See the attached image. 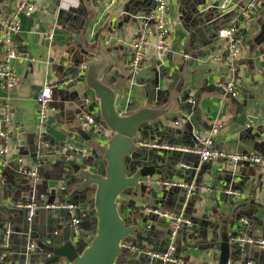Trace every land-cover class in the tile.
Here are the masks:
<instances>
[{"label": "crops", "instance_id": "0c3cea01", "mask_svg": "<svg viewBox=\"0 0 264 264\" xmlns=\"http://www.w3.org/2000/svg\"><path fill=\"white\" fill-rule=\"evenodd\" d=\"M154 1L116 0L114 7L106 10L107 0H39L30 16L20 17L19 31L12 35V48L24 57L13 61L17 82L14 88L5 89L0 80V118L7 111L11 120L8 140L0 139V149H8L6 156L0 157V172L7 178L6 201L12 203L1 208L4 219L10 221V238L3 241L0 233V252L5 251L0 257L10 256V264L47 261L46 252L37 248L29 251L28 246L36 239L46 243L52 228L61 226L64 215L63 211L39 208L28 223L26 210L20 205L30 200L38 206L69 201L82 204L94 192L92 189L81 200L74 197L77 195L73 187L64 196L70 172L57 164L76 156L78 161L90 157L87 152L93 149L76 141L77 131L85 114L98 120L96 102L82 105L85 98L92 101L74 65L84 57L72 46L66 47L74 40V30L99 49H109L111 69L107 78L120 91L117 106L122 112L146 103L148 90L154 95L166 92V98L172 75L181 76L186 71L190 78L182 93L187 97L182 108L144 139L149 147L143 145L146 148L140 149L147 166H151L150 160L163 154L151 145L167 147L162 150V162L154 165L158 172L165 169L164 173L141 180L146 186L144 192L131 191L118 200L128 226L134 220L137 224L135 238L127 241L132 250L123 247L118 264H161L148 253L166 250L168 222L153 215L152 210L183 215L189 221L190 226L177 239L176 255L181 260L217 264L216 257L224 245L235 264H264L263 250L241 249L229 242L232 236L264 239V170L248 164L232 168L220 161L201 163L191 153L198 148L195 135L207 137L215 131L214 148L264 157V5L243 22L241 14L250 0H168L169 49L159 53L157 39L153 38L141 70L133 75L127 66L130 43L139 31L140 20L153 10ZM18 2L0 0V26L10 19ZM228 26L237 27L241 47L237 98L223 91L222 84L231 76L227 64L217 61L225 49L218 32ZM3 58L0 46V61ZM68 80L72 82L64 84ZM47 86L53 88V100L40 136L37 96ZM241 112L255 122L247 121L242 131L231 132L229 118ZM37 146L53 149V157L46 160ZM70 147L79 150L72 151ZM25 169L36 170L41 180L33 182L22 174ZM167 181L195 183L207 190L185 200L182 190L163 185ZM227 191L238 195L231 196ZM12 198H18L19 203H13ZM84 213V209L80 210L81 232L89 236L92 226Z\"/></svg>", "mask_w": 264, "mask_h": 264}, {"label": "water", "instance_id": "95a60500", "mask_svg": "<svg viewBox=\"0 0 264 264\" xmlns=\"http://www.w3.org/2000/svg\"><path fill=\"white\" fill-rule=\"evenodd\" d=\"M72 34L74 40L66 44V47L72 46L84 57L81 61L74 62L79 69L78 80L88 92H91L92 102L97 103L98 121L103 124L105 132L96 135L80 127L76 141L93 149L87 152L90 157L78 161L76 156L73 159L57 162L59 166L67 168L70 172L69 183L63 188L64 196L68 195L73 187L77 195L74 197L81 200L86 199L92 189L94 192L92 198L82 204L71 201L62 203L74 206V212L58 210L64 213L61 226L52 228L49 236L46 237L47 244L38 239L35 244L39 251L46 252L49 257L42 264H118L123 246L128 245L129 238H135L137 228L135 220L132 226H128L127 221L122 217L118 200L121 195L129 194L131 191L144 192L146 186L140 182L141 180L145 181L154 175L164 173L165 169L158 172L154 165L162 162L160 157H164L165 151L159 150L163 154L151 159V166H147V159L140 153V149L146 148L143 146L146 145L143 143L144 139L152 136V131L158 129L163 120H168L173 113L182 108L187 99L182 93L185 90V82L190 78L186 71H183L181 76L172 75L166 98H163L166 92L154 95L152 90H148L146 103L140 104L135 110L122 112L117 106L120 91L113 85V80L107 78L111 69L109 49H99L94 43L90 44L86 36H81L80 31L74 30ZM229 120L232 122L231 132L234 129L242 131L247 121L252 124L255 122L253 119H248L243 112L235 113ZM102 139L104 140L101 141ZM37 149L46 160L49 156L53 157V149L40 148V146H37ZM6 179L5 173L0 172V233L3 241L10 238L6 234V231H10L9 228L7 230L10 221L4 219L1 208L12 205L6 201L8 196L4 189ZM12 201L15 203L19 199L12 198ZM82 209L85 211L83 214L86 216L85 219H88L92 226L89 236L81 232L80 210ZM73 218L80 219L78 235L74 234L72 229ZM227 250L224 245L221 246L216 257L217 264H235L230 261ZM4 252L1 251L0 256H3ZM10 262V256L0 257V264H10Z\"/></svg>", "mask_w": 264, "mask_h": 264}, {"label": "built area", "instance_id": "2783aa9c", "mask_svg": "<svg viewBox=\"0 0 264 264\" xmlns=\"http://www.w3.org/2000/svg\"><path fill=\"white\" fill-rule=\"evenodd\" d=\"M39 0H19L15 5L14 10L10 19L0 26V46L4 52V58L0 61V80L2 81L3 87L5 89H12L15 87L17 82L16 72L13 68V61L17 59L24 58L22 54L16 52L12 48V35L17 33L20 28L19 19L21 16H30L34 12L35 3ZM116 0H107L106 10H110L114 7ZM264 5V0H250L244 7L241 20L243 22L247 20L250 15L255 12L258 8ZM168 0H155L154 8L149 13L148 16L142 18L139 23V31L137 35L131 40L130 48L131 55L128 61V68L133 75H136L141 70V66L144 58L146 57L148 48L150 46L151 40L153 38L157 39V50L161 54H165L169 49V26H168ZM218 37L224 41L225 49L223 56L218 58L217 61H222L227 64L228 71L230 73V79L222 84V89L226 95L237 98L240 91L241 79L239 77V65L238 61L241 56V47L237 37V27L228 26L219 30ZM51 39V36L48 37ZM72 80L64 82V84L71 83ZM52 87H44L37 96L38 105V126L39 135L42 136L45 130V125L48 118L49 106L53 100ZM90 98L83 99L82 105L88 106L91 104ZM10 116L7 111L4 112L0 118V139L2 141H7L10 126ZM81 128L87 132L101 135L105 132V128L102 123H100L94 116L85 114L81 119ZM215 131H212L207 137H194L197 142L198 148L191 151L195 154L201 163L207 162H224L229 167H237L241 164H248L255 168L264 170V157L245 154V153H231L221 151L214 148V142L212 135ZM149 147V144L145 145ZM152 148L164 150L167 147L163 145H151ZM72 151H78L79 148H69ZM8 149L3 146L0 149V157L6 156ZM21 163V160H19ZM3 166L6 162H2ZM22 174L26 175L28 178L33 180V182H39L41 180L40 175L36 170L25 169ZM165 187L177 188L184 192L185 200L190 199L195 194L205 193L207 188L202 185H197L195 183H185L176 181L163 182ZM226 194L231 196H237L236 192L227 191ZM26 210V221L31 223L35 218V215L39 208L45 210H65L74 212L75 207L72 205L45 203L42 206H38L33 200L25 202L24 205H20ZM151 213L155 216H161L168 222V237H167V247L162 253H148V255L159 261L161 264H195L189 261L181 260L176 255L177 250V239L181 232L190 226V223L183 215L173 216L167 212L160 210H152ZM244 221V220H243ZM80 219L73 218L71 221L72 229L74 234L78 235L79 228L78 225ZM9 232L6 231V234ZM229 242L236 244L239 248L244 249L245 247H252L254 249H259L264 251V239H257L247 236H232L229 238ZM123 247L131 248L130 245H124ZM36 249V244L31 243L28 246V250L32 251Z\"/></svg>", "mask_w": 264, "mask_h": 264}]
</instances>
